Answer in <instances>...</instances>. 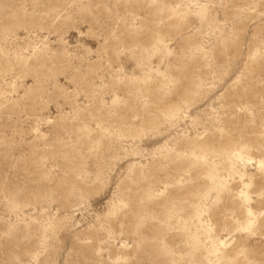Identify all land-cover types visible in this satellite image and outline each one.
Returning a JSON list of instances; mask_svg holds the SVG:
<instances>
[{"label": "rangeland", "instance_id": "1", "mask_svg": "<svg viewBox=\"0 0 264 264\" xmlns=\"http://www.w3.org/2000/svg\"><path fill=\"white\" fill-rule=\"evenodd\" d=\"M0 264H264V0H0Z\"/></svg>", "mask_w": 264, "mask_h": 264}]
</instances>
